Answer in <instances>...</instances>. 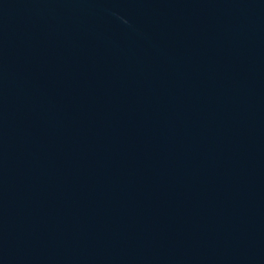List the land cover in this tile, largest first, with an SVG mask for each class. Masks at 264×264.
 Wrapping results in <instances>:
<instances>
[{
  "label": "water",
  "instance_id": "95a60500",
  "mask_svg": "<svg viewBox=\"0 0 264 264\" xmlns=\"http://www.w3.org/2000/svg\"><path fill=\"white\" fill-rule=\"evenodd\" d=\"M0 264H264V0H0Z\"/></svg>",
  "mask_w": 264,
  "mask_h": 264
}]
</instances>
